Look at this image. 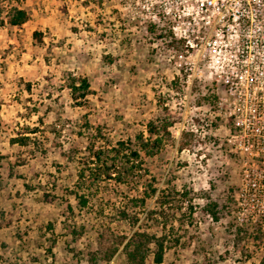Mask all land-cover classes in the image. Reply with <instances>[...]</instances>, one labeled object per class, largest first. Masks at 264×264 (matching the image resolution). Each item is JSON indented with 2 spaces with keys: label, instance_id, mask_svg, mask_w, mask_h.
<instances>
[{
  "label": "rangeland",
  "instance_id": "obj_1",
  "mask_svg": "<svg viewBox=\"0 0 264 264\" xmlns=\"http://www.w3.org/2000/svg\"><path fill=\"white\" fill-rule=\"evenodd\" d=\"M150 2L162 7L169 0H13L28 21L18 28L0 26V264H86L83 255L96 248L97 221L79 213L66 193L76 178L57 147L85 144L70 124L84 111L70 99L68 73L88 79L90 122L112 142L145 132L160 114L159 97L177 116L170 128L176 144L184 141L181 131L193 134L181 151L175 146L143 157L145 178L153 177L155 188L186 189L193 198V223L181 229V244L166 252L162 264H259L264 256V243L260 248L251 243L255 226H244L250 235L235 240L240 164L226 140L231 122L216 103L221 90L201 63L196 65L195 53L187 54L183 45L180 51L170 49L149 32L151 24L171 26L168 19L150 21L144 9ZM0 20L6 22V12ZM33 29L43 32V46H33ZM175 77L179 81L168 90ZM23 126L38 128L42 154H33L31 145L9 143ZM209 201L227 206L228 213L214 221L202 211ZM174 205L188 212L187 200ZM73 227L81 234L73 236ZM122 230L128 234L126 227ZM108 264H124L121 254Z\"/></svg>",
  "mask_w": 264,
  "mask_h": 264
},
{
  "label": "trees",
  "instance_id": "obj_2",
  "mask_svg": "<svg viewBox=\"0 0 264 264\" xmlns=\"http://www.w3.org/2000/svg\"><path fill=\"white\" fill-rule=\"evenodd\" d=\"M12 2L13 0H0V19L3 12H6L7 16L6 22L0 20V26L6 23L10 27L18 28L28 21L26 11ZM149 32L155 35L156 40H164L170 45V49L179 51L182 49V43L172 37L169 29L151 24ZM31 38L33 46H43V32L34 30ZM177 81L179 78L175 77L169 84L170 89H167L174 90ZM65 83L73 105L84 111L77 122L69 123L73 125L76 137L85 143L82 147L71 144L68 148L57 143L61 157L66 164L74 168L76 178L73 190H66V193L74 199L79 213L94 216L97 221L96 248L86 252L83 259L86 264H108L117 253H120L124 264H147L149 259L152 264H162L166 252L181 244L183 237L180 234L181 229L186 223L188 225L193 223L191 215L194 209L193 198L186 189L177 192L172 187L163 190L155 188L153 184L155 179L145 178L148 172L144 168L143 157L158 156L175 146L181 151L189 145L193 134L181 131L184 141L176 144L170 128L176 123L177 116L159 97L157 107L160 114L155 115L146 124L145 132H138L133 139L112 142L102 132V128L90 122L88 96L92 95L93 91L88 79L68 73ZM25 89L30 91L29 83H25ZM211 97L214 107L216 96ZM166 98L169 102V93L164 99ZM39 123H42L40 119ZM37 133V127L17 128L15 136L9 139V143L21 147L31 145L33 154L36 152L42 154L40 148L42 143H37ZM2 159L3 156L0 155V168ZM56 168L60 173V167ZM122 187L124 190L118 192L117 189ZM139 187L142 189L138 193ZM203 194L208 197L206 193ZM177 200L188 201L187 213L180 212L179 206L174 205ZM149 202L154 206H149ZM202 211L210 215L214 221L220 220L223 211L224 214L228 213L227 206H219L212 201L207 202ZM123 227L127 228L128 234L122 230ZM51 228V225H48V230ZM254 230L252 235L254 242L251 243L260 248L264 243V230L256 227ZM71 233L73 236L81 234L80 231H75L74 227ZM249 235L245 227H239L235 232V240L247 239ZM54 244L52 239L50 248L54 247ZM238 245L236 242L233 244L236 249ZM48 251L51 253V250ZM76 255L80 256L81 253L78 252ZM259 264H264V256Z\"/></svg>",
  "mask_w": 264,
  "mask_h": 264
},
{
  "label": "built area",
  "instance_id": "obj_3",
  "mask_svg": "<svg viewBox=\"0 0 264 264\" xmlns=\"http://www.w3.org/2000/svg\"><path fill=\"white\" fill-rule=\"evenodd\" d=\"M158 3L143 7L146 16L168 19L172 37L221 90L216 103L231 122L226 140L240 164L234 219L264 230V0Z\"/></svg>",
  "mask_w": 264,
  "mask_h": 264
},
{
  "label": "crops",
  "instance_id": "obj_4",
  "mask_svg": "<svg viewBox=\"0 0 264 264\" xmlns=\"http://www.w3.org/2000/svg\"><path fill=\"white\" fill-rule=\"evenodd\" d=\"M34 31V29L33 30H31V32H30V34H29V37L31 38V34H32V32Z\"/></svg>",
  "mask_w": 264,
  "mask_h": 264
}]
</instances>
